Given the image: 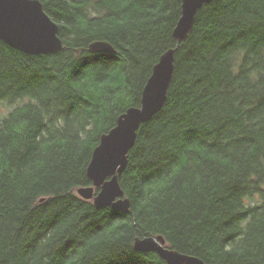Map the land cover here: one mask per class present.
Returning <instances> with one entry per match:
<instances>
[{
  "label": "trees",
  "instance_id": "trees-1",
  "mask_svg": "<svg viewBox=\"0 0 264 264\" xmlns=\"http://www.w3.org/2000/svg\"><path fill=\"white\" fill-rule=\"evenodd\" d=\"M41 1L62 51L0 39V264H167L134 248L159 234L207 264H264V0L206 3L181 41L182 0ZM171 48L167 100L119 177L130 212L97 208L77 193L93 150Z\"/></svg>",
  "mask_w": 264,
  "mask_h": 264
},
{
  "label": "water",
  "instance_id": "water-1",
  "mask_svg": "<svg viewBox=\"0 0 264 264\" xmlns=\"http://www.w3.org/2000/svg\"><path fill=\"white\" fill-rule=\"evenodd\" d=\"M214 0H182V12L174 29L181 41L192 30L196 14L206 3ZM0 39L29 54H53L63 50L60 25L45 11L41 0H0ZM92 52L116 53L106 40L89 44ZM175 49L164 52L154 65L141 96L139 106L122 113L114 127L102 134L87 167L90 185L81 186L77 193L93 200L97 208L112 207L130 212V199L119 182L129 163L142 124L150 121L164 106L174 72ZM44 199L42 198L41 201ZM134 248L157 253L167 264H207L202 258L168 247L163 235L136 237Z\"/></svg>",
  "mask_w": 264,
  "mask_h": 264
},
{
  "label": "bare ground",
  "instance_id": "bare-ground-1",
  "mask_svg": "<svg viewBox=\"0 0 264 264\" xmlns=\"http://www.w3.org/2000/svg\"><path fill=\"white\" fill-rule=\"evenodd\" d=\"M126 197V196H125ZM128 198V197H127ZM153 236H155V235H153ZM134 243H135V241H134Z\"/></svg>",
  "mask_w": 264,
  "mask_h": 264
}]
</instances>
